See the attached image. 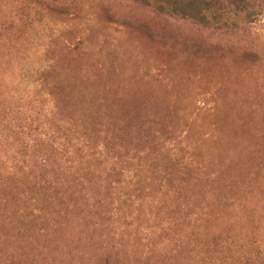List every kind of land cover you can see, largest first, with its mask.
I'll return each instance as SVG.
<instances>
[{"label": "rangeland", "instance_id": "1", "mask_svg": "<svg viewBox=\"0 0 264 264\" xmlns=\"http://www.w3.org/2000/svg\"><path fill=\"white\" fill-rule=\"evenodd\" d=\"M242 1L201 27L0 0V264H264V0Z\"/></svg>", "mask_w": 264, "mask_h": 264}, {"label": "trees", "instance_id": "2", "mask_svg": "<svg viewBox=\"0 0 264 264\" xmlns=\"http://www.w3.org/2000/svg\"><path fill=\"white\" fill-rule=\"evenodd\" d=\"M77 0H22L18 9L20 15L18 21L32 22V18L42 19V11L64 12L65 8H70ZM145 7H151L156 11L170 17L196 22L201 27H218L220 19L226 16L235 17L242 13V0H136ZM76 4V3H75ZM233 7L229 10L227 7ZM56 8V10H55ZM58 8V9H57ZM33 14V15H32ZM40 68V69H39ZM36 75L46 71V67H39ZM39 83V82H38ZM41 85V83H40Z\"/></svg>", "mask_w": 264, "mask_h": 264}]
</instances>
